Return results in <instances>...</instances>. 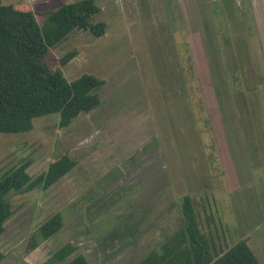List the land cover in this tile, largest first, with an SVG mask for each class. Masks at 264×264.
<instances>
[{
	"label": "rangeland",
	"instance_id": "rangeland-1",
	"mask_svg": "<svg viewBox=\"0 0 264 264\" xmlns=\"http://www.w3.org/2000/svg\"><path fill=\"white\" fill-rule=\"evenodd\" d=\"M70 1L77 0L0 3L27 4L42 25L45 11ZM95 3L100 11L91 20L105 24L104 34L75 30L49 49L46 62L68 80L83 73L103 79L98 106L66 127L52 113L34 118L30 131L0 133V176L29 161L27 172L36 177L62 153L76 162L46 189L7 195L13 213L0 235L1 264H15L11 245L18 232L10 233L26 216L20 237L35 220L63 215L65 227L57 237L42 240L34 235L37 228L32 231L41 241L23 259L44 264L72 240L68 223L80 209L90 204V221L103 226L93 231L98 240L111 220L110 208L120 213V201L133 203L134 212H149L152 221L128 229L133 213L100 255L87 242L74 253L91 248L89 264H136L157 249L158 239L182 226L179 202L185 194L214 254L244 238L264 264V18L254 23L238 0ZM71 50L74 57L60 65ZM134 166L141 169L128 179L138 180L137 192L129 189L127 200L106 203L121 172Z\"/></svg>",
	"mask_w": 264,
	"mask_h": 264
},
{
	"label": "trees",
	"instance_id": "trees-1",
	"mask_svg": "<svg viewBox=\"0 0 264 264\" xmlns=\"http://www.w3.org/2000/svg\"><path fill=\"white\" fill-rule=\"evenodd\" d=\"M94 0L64 3L54 11H45L40 25L27 4L0 3V133H22L33 128L32 120L47 114H58V126L66 127L81 113L98 106L96 90L104 80L83 73L68 80L60 68L46 62L48 51L74 30L89 31L94 36L105 32L103 22H93L99 12ZM75 55L73 50L59 58L65 65ZM25 161L0 176V234L13 210L7 199L10 192L46 189L68 173L76 164L68 154L53 159L45 171L31 177ZM182 226L167 237L158 250H151L137 264H259L245 239H238L220 254H214L212 242L199 227L191 197L180 199ZM62 226L60 213L43 221L34 234L45 240ZM33 240L30 248L37 245ZM74 248L66 243L57 248L44 264H88L82 255L67 260ZM4 254L0 251V260Z\"/></svg>",
	"mask_w": 264,
	"mask_h": 264
},
{
	"label": "crops",
	"instance_id": "crops-1",
	"mask_svg": "<svg viewBox=\"0 0 264 264\" xmlns=\"http://www.w3.org/2000/svg\"><path fill=\"white\" fill-rule=\"evenodd\" d=\"M95 1V0H94ZM70 2H75V1H70ZM70 2H66V3H70ZM238 3H239V5H240V7H241V9L243 10H245V7H247L249 10H250V12H251V14L255 17V18H252V19H254V23H256V24H259V22L261 21V19L262 18H264V0H238ZM64 4V3H63ZM100 9V8H99ZM100 11V10H99ZM246 15V12H244L243 13V15H242V18L244 17ZM249 16V15H248ZM241 18V19H242ZM260 20V21H259ZM255 25V24H254ZM75 31V30H74ZM76 165V164H75ZM73 169V168H72ZM71 169V170H72ZM67 174V173H66ZM62 178V177H61ZM122 180H128L129 181V183H127V182H122ZM137 181L138 180H136V181H132V182H130V180L128 179V176H123L121 179H119L118 181H117V183L115 184V188L113 187V185H112V190L113 189H115V190H113V192H110V197H109V200H107L106 199V203H108V202H110L111 204H112V202H114V200H127L125 197H123V195L125 194L126 196L129 194V189H131L130 191H132V195H134L135 194V192H137V189H136V187L137 186H134V182H135V185H137ZM56 183V182H55ZM122 190H124V191H122ZM126 190V191H125ZM135 201H138V197H136L135 198V200H134V202ZM120 202H122V204H124L123 206H121V211H119L120 213H118V212H115V210H113V209H111L110 208V211L112 212L111 213V215H112V217H111V220H110V222H108V224H106L105 223V227H104V230L102 231L103 233H102V235L104 234V233H107L108 234V239L110 238L111 239V237H112V235L113 234H115V238H116V228H117V226H119L120 225V222H122L123 220H125V219H127L130 215H133V213H135L136 215L135 216H133V217H131L130 219L128 218L126 221H129V222H131V221H134V225L132 224V223H130V225L128 226V229H131V230H133V229H138L139 228V226H142V225H144L143 223L140 225L139 224V222H140V218H141V216H142V214H143V211H141V213H139V210H138V212H134V210L133 209H130V206L133 204V203H129V204H127L125 201H120ZM86 207V210L85 211H83V209H80V210H82V211H78V216H81V215H79V214H82L84 217L86 216V218H89L88 217V215H89V207H90V204L89 205H87V206H85ZM105 209V208H104ZM104 209L103 208H100V209H98V211L99 212H104ZM141 210H142V208H141ZM115 212V213H114ZM51 216V215H50ZM77 216V217H78ZM82 216V217H83ZM97 216H100V215H95L94 217H97ZM61 217H62V225H63V227H61L54 235H52L51 237H49L50 239L51 238H55V237H57V235L63 230L62 228H64L65 227V223H64V220H63V215L61 214ZM48 218V217H47ZM46 218V219H47ZM117 218H119V221H117ZM90 219V218H89ZM45 220V219H44ZM125 221V222H126ZM104 222H105V219H104ZM124 222V223H125ZM73 223H74V221L72 222H69L68 223V230L71 232L70 233V235H73L72 236V240H70V241H68V242H63L62 243V245H64V244H66V243H69V244H71V243H73V244H75L76 246H78V245H80V244H82L81 243V240H82V237H80L78 234H77V232H76V230L74 229V225H73ZM94 225V231H95V228L96 227H103V226H99V225H96V223L95 224H93ZM120 227H121V229H124V227L122 226V223H121V225H120ZM126 227V226H125ZM39 228V227H38ZM37 228V229H38ZM96 233V232H95ZM101 235V237L100 236H97L99 239L97 240V241H101L102 240V236ZM169 236V234L168 235H166V237H168ZM114 237V236H113ZM48 238V239H49ZM165 238V237H164ZM164 238H162L163 240H164ZM240 239H244V238H240ZM35 240H37V239H35ZM46 240V239H45ZM159 241H158V244L160 243V241H161V238L160 239H158ZM246 240V239H245ZM246 242H247V244L249 245V243H248V241L246 240ZM61 245V246H62ZM75 245H73L72 247L73 248H75ZM158 246V245H157ZM249 247H250V249H251V246L249 245ZM59 248V247H58ZM80 248H78V249H74L73 250V252L72 253H70L67 257H66V259L67 260H69V259H71L72 257H74L75 255H82L85 259H86V261H87V263L89 264V262H88V260H87V258H86V256H87V254H86V252H79L78 254H75L74 252H75V250L77 251V250H79ZM156 248H154V249H152V250H155ZM56 250V249H55ZM54 250V251H55ZM252 250V249H251ZM1 251V250H0ZM53 251V252H54ZM253 251V250H252ZM52 252V253H53ZM151 252V250L150 251H148L146 254H149ZM253 253L255 254V252L253 251ZM146 254H144L141 258H140V260L146 255ZM220 254V253H219ZM139 260V261H140ZM138 261V262H139ZM62 264V263H61Z\"/></svg>",
	"mask_w": 264,
	"mask_h": 264
},
{
	"label": "flooded vegetation",
	"instance_id": "flooded-vegetation-1",
	"mask_svg": "<svg viewBox=\"0 0 264 264\" xmlns=\"http://www.w3.org/2000/svg\"><path fill=\"white\" fill-rule=\"evenodd\" d=\"M141 165V164H139ZM137 166V164H136ZM134 166L130 169V171H122L118 169L119 172H121V177H119V179H121L123 176H128V178L131 176V174L133 173V171H136L138 172L140 169H141V166L139 168V170L137 169V167ZM130 179V178H129ZM83 211L86 210V207H83L82 208ZM82 211V210H80ZM56 213H60V212H56ZM146 213H149V212H146L145 210H143V214L140 218V222L139 224L141 225L142 223L144 224L145 222V219L148 220V221H152V220H149V215H146ZM61 214V213H60ZM81 216H78L75 220H74V229L76 230L77 234L82 237V240H81V243H84V242H87L91 247L95 248V250L97 251V254H101V250L105 247V243H108L111 239L109 238L108 239V234L107 233H104L102 236V240L101 241H97L96 239L94 240L95 238V231H94V225L92 224V222L90 221L89 218H86V216L84 217L82 214H79ZM83 216V217H82ZM27 218V216L25 217V219ZM33 219V216L31 217ZM151 218H154L151 217ZM23 219L24 221H22V223H19V224H16L15 228L12 230V232L10 233V235L12 236V233L13 232H18L16 233L13 238H14V241H13V244L11 245L12 246V252H13V255H14V261H15V264H28L26 262L25 259H23V256L25 254V252L27 253L26 249L30 248V243L31 241L33 240V234H32V231L35 230L36 228H38L43 222H38L37 220L34 221L33 223V227L32 229H29V231H27L26 234L22 235V237H20V231H19V228L26 222V220ZM38 222V223H37ZM129 224L132 223L134 225V221H131V222H128ZM153 225V224H152ZM63 227V225L61 226ZM7 227L5 226V223H4V227H3V231L1 232V234H3L5 231H6ZM63 229V228H62ZM11 231V230H10ZM94 231V232H93ZM0 234V235H1ZM10 235H7V236H10ZM167 240V237L164 238V240L161 238V241L160 243L158 244L157 246V249L158 250L161 245ZM41 241V240H40ZM37 243V245L39 244V242ZM37 245H35L34 247H32L31 249H34L35 247H37ZM75 244L71 243V246H73ZM116 245V244H115ZM80 246L83 248V245H78L76 246L75 245V248L74 249H78L80 248ZM115 246L113 248V251L115 250ZM2 252V251H1ZM92 252L91 251V248H88L87 249V252ZM3 253V252H2ZM107 253L110 255L112 253H109V248L107 249ZM114 253H116V251H114ZM81 255V254H80ZM88 255V254H87ZM147 255V254H146ZM145 255V256H146ZM21 256V259L19 258ZM144 256V257H145ZM4 258V257H3ZM3 258L0 260V264L3 262ZM100 258V257H99ZM138 263V262H137ZM136 263V264H137Z\"/></svg>",
	"mask_w": 264,
	"mask_h": 264
}]
</instances>
